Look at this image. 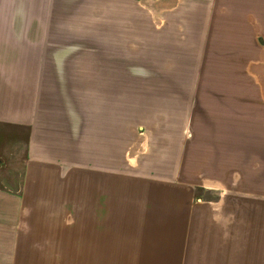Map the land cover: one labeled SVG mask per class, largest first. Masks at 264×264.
<instances>
[{
    "label": "rangeland",
    "instance_id": "1",
    "mask_svg": "<svg viewBox=\"0 0 264 264\" xmlns=\"http://www.w3.org/2000/svg\"><path fill=\"white\" fill-rule=\"evenodd\" d=\"M0 72L86 82L77 208L35 222L109 235L76 264H121L130 224L186 225L180 264H264V0H0ZM12 137L0 167L16 180L27 145Z\"/></svg>",
    "mask_w": 264,
    "mask_h": 264
},
{
    "label": "crops",
    "instance_id": "2",
    "mask_svg": "<svg viewBox=\"0 0 264 264\" xmlns=\"http://www.w3.org/2000/svg\"><path fill=\"white\" fill-rule=\"evenodd\" d=\"M42 73L15 87L0 72V149L8 148L12 134L21 131L28 156L23 186L18 187L22 194L0 185V264H76L79 246H84L82 254L92 257L95 251L104 255V245L109 244V235L101 234L94 224H35L38 213L60 212L68 206L76 210L77 151L90 139L77 91V84L86 82L71 77L47 80ZM89 125L93 143V120ZM11 175L0 167L3 183L21 180ZM132 225L121 233V264H180L184 248H191L182 236L186 233L184 224ZM77 236L87 240L78 241ZM130 245L134 256H130Z\"/></svg>",
    "mask_w": 264,
    "mask_h": 264
}]
</instances>
